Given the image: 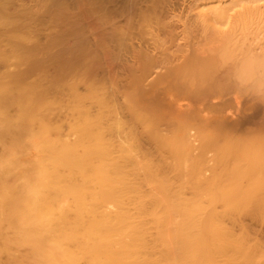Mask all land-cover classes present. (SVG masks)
<instances>
[{
	"label": "bare ground",
	"instance_id": "1",
	"mask_svg": "<svg viewBox=\"0 0 264 264\" xmlns=\"http://www.w3.org/2000/svg\"><path fill=\"white\" fill-rule=\"evenodd\" d=\"M3 1L0 264H264V121L254 123L264 109L257 108L264 106V3H191L197 9L191 19L183 14L185 23L180 15L182 28L170 21L182 29L185 48L182 42L171 49L181 35L166 24L168 32H161L163 16L156 33L152 1H120L131 15L120 8L121 23V15L112 22L111 11L102 13L98 19L108 21L98 24L110 33L96 28L93 50L76 20L88 0L75 1L77 14L60 8L61 0L6 1L15 8ZM90 1L89 12L102 10V1ZM134 30L142 40L173 35L160 49L172 54L158 53L159 63L151 55L155 62L147 57L136 67L135 53L128 67L117 64L125 53L110 44L121 46L126 41L117 38H132ZM145 40L147 50L154 46L155 39ZM142 44L139 51L146 50ZM107 54L115 75L103 66L101 77L93 66ZM155 63L164 70L148 78ZM251 96L256 103L249 107ZM241 97L260 110L256 118L247 115L255 118L251 125L244 107L240 117L226 115Z\"/></svg>",
	"mask_w": 264,
	"mask_h": 264
},
{
	"label": "rangeland",
	"instance_id": "2",
	"mask_svg": "<svg viewBox=\"0 0 264 264\" xmlns=\"http://www.w3.org/2000/svg\"><path fill=\"white\" fill-rule=\"evenodd\" d=\"M1 1L4 2L3 0H1ZM6 1H7V0H5V3H6L8 6H7L6 4H5V5H6L8 8H12V7L15 8V7L18 6V5H16V6L14 5V6H15V7H14V6H12L11 4H9L11 1H10V2H6ZM8 1H9V0H8ZM15 1H17V0H15ZM18 1H19L21 4L24 3V5H26V3H27V5L30 4V3L28 2V0H18ZM18 1H17V2H18ZM29 1H30V0H29ZM43 1H44V0H42V2H43ZM46 1L49 2L48 0H46ZM46 1H45V2H46ZM50 1H52V0H50ZM65 1H66V2H65ZM69 1H70V0H61V2H62L61 5H62L63 7L61 6L60 8H66L65 11H66V12L69 11V13L74 9L72 13L75 12V13L77 14L78 9H76V8H77L78 6H77V3H76V4H74V3H75V1H79V2L81 3V0H71L73 3H72L71 1H70V2H69ZM84 1H87V0H84ZM88 1H89V2H88L89 9L86 8V7H84V9H86V11H87V13H86V11H85L84 14H85V15L88 14V17H87V15L84 16V14H82L84 17H83L82 15H80V16L77 17L76 20H77V23L79 22V23H78V25H80L79 28H81V31H80V29H79L80 34H81V35H84L85 37H89V38H91V40H90L89 38H88L87 40L91 41V42H90L91 44H90V43H89V44H90V46H92V49L94 50V47H95V46H94V40L92 39V35H93V33H94V35H96V34L98 33V32H97L98 30H96V28H100V26H102V25L104 24L105 21H108V18H106L107 20L105 19V20L103 21V23H101V21H100L99 19H100V17L102 16V13H107V9H108L109 12L111 11L110 14H112V15L107 14V16L109 15V19H110V21L113 22L112 19L117 20V18H118L120 15H121V16H120L121 19H120V17L118 18V19H120L119 22H121L122 18H123V21H125V20H124V19H125L124 16L126 15V12H124L125 15L123 16L124 13H122V12H123L122 10H124V8L126 9V7H127L128 5L126 4V3H127V0H119V1H118V0H115V1H117V2H115V1L113 0L116 4L112 1V2L114 3V4H113V3L111 2V0H110L108 5H107V3H106V2H108L107 0H98L99 2L102 1V3L100 2L99 4H103V5H102V6L100 5L101 8H102V10H100V8H99V10H97L98 7L95 8V12H97L96 15H95V12H94V13H91V11H90V12L88 11V10H90V7L93 9V6L90 4L91 1H90V0H88ZM104 1H105V2H104ZM120 1H121V2H120ZM130 1H131V3H132V0H128V2H130ZM133 1H134V6H135V4L138 5V3H139L138 0H133ZM135 1H137V3H136ZM139 1L142 2L141 0H139ZM143 1H144V0H143ZM146 1H147V0H146ZM146 1H145V2H146ZM149 1H152V3H150V4H151V5L153 4L152 7L155 8V10H154V8H153V10H152V7H151L150 9L152 10V13L154 12V13H153L154 15H152V14H151V15L154 16V17H152V18H153V22L155 23L154 26L156 25V26H155V30L157 31L156 33H158L159 31H161V30H159V27H158V26H161L163 23H164V26L162 25V26H163L162 28H164L165 30H162L161 32H163V31H167L168 28H167L166 25H168V26H172V23H173V22H172L171 20H173V21L175 20L174 23H173V26H174V24H175V26H177V23H178V26L181 24V25L179 26V28H182V27H181V26H182V23H185L184 20H186V18H187V19H188L189 17H190V19L193 18L192 16H194V15H192V14H195V13H194V10L197 9V8H196V9L193 10V8H195V6H197L198 4H201V2H202V1L199 2V0H192V1H190V0H189V1H188V0H179V1H176V0H173V1H172V0H160V1H159V0H157V3H158V5H159L160 7H162V6H163V7L167 6L166 8H163V7H162V9H161L160 7H157V8H156V6H157L156 4H157V3H155V2H156L155 0H154L155 2H154L153 0H149ZM149 1H148V3H149ZM161 1H162V4H163V5L160 4ZM165 1H167L168 3H164ZM245 1H246V0H245ZM248 1L250 2L251 0H248ZM248 1H247V3H248ZM2 2H1V3H2ZM13 2H14V0H13L11 3H13ZM30 2H31V1H30ZM45 2H44V4H45V6H46V3H47V2H46V3H45ZM54 2H55V0H53V3H54ZM58 2H60V0H59ZM68 2H69V3H68ZM119 2H120L121 4L124 2L127 6L122 7V5H124V3L121 5ZM145 2H144V3H145ZM170 2H171V3L173 2V3L171 4ZM198 2H199V3H198ZM241 2H242V1H241ZM259 2H260V5H262V3H264V1L261 2V0H260ZM28 3H29V4H28ZM40 3H41V1H40ZM55 3H56V2H55ZM67 3H68L69 5H68ZM80 3H78V4H80ZM82 3H83V2H82ZM97 3H98V2H97ZM142 3H143V2H142ZM154 3H155L156 6L154 5ZM181 3L184 4V7L181 6ZM191 3H192V5H193V8L191 7V6H192ZM197 3H198V4H197ZM202 3H203V2H202ZM245 3H246V2H245ZM3 4H4V3H3ZM13 4H14V3H13ZM18 4H19V3H18ZM44 4L42 3V5H44ZM56 4H57V3H56ZM71 4H72L73 6H72ZM110 4H112V5H110ZM118 4H119V5H118ZM128 4H129V3H128ZM132 4H133V3H132ZM139 4H141V3H139ZM145 4H146V3H145ZM164 4H165V6H164ZM169 4H171V5H169ZM196 4H197V5H196ZM241 4H242V3H241ZM241 4H240V5H241ZM10 5H11V7H10ZM47 5H49V3H47ZM59 5H60V3H59ZM75 5H76V6H75ZM85 5H87V3H86ZM88 5H87V7H88ZM106 5H107V6H106ZM109 5H110V6H109ZM129 5H131V4H129ZM141 5H142V4H141ZM141 5H139L141 8H143L144 6L147 7V5H144V4H143V7H142ZM151 5H150V6H151ZM175 5H176V6H175ZM190 5H191V6H190ZM243 5H246V4H244V2H243ZM50 6L55 7L56 5H55V4H54V5L50 4ZM64 6H65V7H64ZM80 6H84V3H83L82 5L80 4ZM97 6H99V5H97ZM100 6H99V7H100ZM104 6H105V7H104ZM112 6H113V7L117 6V8H113ZM168 6H169L170 8H169ZM172 6H173V7H172ZM188 6H189V8H191L193 11H191V9L189 10V8L187 9ZM198 6H199V5H198ZM198 6H197V7H198ZM241 6H242V5H241ZM262 6H264V5H262ZM53 7H52V9H50V10H53V9H54ZM56 7H59V6H56ZM67 7H68V8H67ZM75 7H76V8H75ZM111 7H112V10H111ZM131 7H132V6H130V8H131ZM146 7H145V8H146ZM148 7H149V6H148ZM148 7H147V10H150V9H148ZM171 7H172V8H171ZM49 8H51V7H49ZM104 8H105L106 10H105ZM120 8H122V10H121ZM145 8H144V10H145ZM159 8H160V9H159ZM179 8H180V9H179ZM182 8H184V9H182ZM44 9H45V8H44ZM47 9H48V7H47ZM56 9H57V8H56ZM56 9H54V10H56ZM67 9H69V10H67ZM92 9H91V10H92ZM114 9H116V10L113 12ZM119 9H120V10H119ZM133 9H134V7H133ZM158 9H159L161 12H160ZM164 9H165V10H164ZM170 9H171V10H170ZM185 9H186V11H185ZM262 9H264V7H262ZM50 10H48V12H50ZM104 10H105V11H104ZM147 10H145V12H147ZM156 10H158V11H157L158 13L160 12L159 14L163 13L164 11H165V13H163V14L160 15V16H159V15L157 16L158 13L156 12ZM169 10H170V11H169ZM176 10H178V11H176ZM93 11H94V10H93ZM93 11H92V12H93ZM99 11H100V12H99ZM101 11H102V12H101ZM116 11H118V12H116ZM119 11L121 12V14H119V13H120ZM124 11H125V10H124ZM126 11L129 12L130 15H131V9H130V11H128V9H126ZM183 11H184V12H183ZM188 11H189V12H188ZM52 12H55V11H52ZM52 12H50V13H47V12H46V13H47L48 16H49V14H52ZM88 12L91 13V14L89 15ZM132 12H133V11H132ZM148 12H149V11H148ZM180 12H181V13H180ZM67 13H68V12H67ZM72 13H71V14H72ZM99 13H101V14H99ZM113 13H114V15H113ZM149 13H151V12H149ZM155 13H156V14H155ZM166 13H167V15H166ZM170 13H171V14H170ZM172 13H173V14H172ZM190 13H191V14H190ZM47 14H46V15H47ZM92 14H94V16H95L94 19H93L94 16H93ZM97 14H99V15L97 16ZM115 14H116V15H115ZM164 14H165V15H164ZM168 14H169V17H168ZM175 14H176V15H175ZM181 14H182V15H183V14H184V15H187V16H189V17L184 16V15L182 16ZM189 14H190V15H189ZM100 15H101V16H100ZM103 15H104V14H103ZM127 15H128V14H127ZM151 15H148V16L150 17ZM180 15H181V18H180ZM50 16H51V15H50ZM99 16H100V17H99ZM112 16H114V18L111 19L110 17H112ZM115 16H117V17H115ZM161 16H163V18H164V17H167V18H164V21H165V22H163V23L160 22V21H163V20H160V19L162 18ZM176 16H179V17H176ZM81 17H83V19H82ZM155 17H156V18H155ZM170 17H172V18H170ZM173 17H174L175 19H173ZM183 17H185V19H183ZM79 18H80L82 21H81ZM86 18H88V19H86ZM91 18H92V19H91ZM96 18H97V19H96ZM98 18H99V19H98ZM145 18H147V21H149V22L151 21V20H148V17H145ZM150 18H151V17H150ZM150 18H149V19H150ZM152 18H151V19H152ZM163 18H162V19H163ZM178 18H180L181 20L183 19L184 22L182 21V23H180V21H179L180 19H178ZM84 19H85V20H84ZM156 19H157V20H156ZM88 20H89V21H88ZM94 20H96V21L98 20V21L95 22ZM158 20H159V21H158ZM168 20H169V21H168ZM83 21H84V22H83ZM167 21H168V22L171 21L172 23L170 22L171 24L169 23V24H170V25H169L168 23H166ZM88 22L90 23V24H89L90 27L87 26V25H88ZM91 22L94 23L95 25L98 24V23L100 22V24H102V25H99V24H98L99 26L97 25V26H98V27H97V26H95L94 24H92ZM156 22H158V24H156ZM159 22H160V24H159ZM176 22H177V23H176ZM81 23H82V25H83V24H84V25L86 24V25H85V28H84V25H83V27L81 26ZM110 23H111V22H109V23L107 22L106 24H110ZM117 23H118V21H117ZM121 23H122V22H121ZM121 23H120V24H121ZM91 24H92L93 26H92ZM111 24H113V23H111ZM111 24H110V25H111ZM115 24H116V23H115ZM165 24H166V25H165ZM110 25H107V26H110ZM150 25L152 26L153 24L150 23ZM91 26H92L93 28H92ZM94 26H95V27H94ZM173 26H172V29L169 28V29H170L169 33H171V30H173L172 34L175 35V33H177V35H178V32H179V36L181 35V38L178 37V40H177V39H176L177 37L175 36V37H176L175 39H171V38H173V37H172L173 35L168 34V35H169L168 37H169V38L171 37L170 39L173 40V41H170V42H169V43H170V46H173V47H170L169 45H168V47H170L171 49H174L175 46H177L178 44H180V45L177 46V49H178V47H179V49H181L180 46H182L183 43H184L183 47L185 46V42H183V40H184L183 38H184V37H183V35H182V34H183L182 29H179V30L176 29V30H175V28H173ZM175 26H174V27H175ZM178 26H177V28H178ZM88 27H89V28H88ZM110 27H111V26H110ZM60 28H61V27H60ZM90 28H92V29H90ZM102 28H106V26H105V27L102 26ZM152 28H153V26H152ZM152 28H150V29L152 30ZM157 28H158V29H157ZM160 28H161V27H160ZM162 28H161V29H162ZM166 28H167V29H166ZM84 29H86V30H84ZM87 29H88V31H87ZM108 29H109V28L107 27V28L104 29V30H107V31H108ZM83 30H84L85 32H86V31H87V32L84 33V34H82V31H83ZM91 30H92V31H91ZM94 30H95V32H94ZM155 30H154V28H153V31H155ZM174 30H175L176 32H175ZM134 31H135V30H134ZM136 31H137V30H136ZM136 31H135V34H133L134 36H132V38H134L135 35L137 36L136 33H137L138 31H137V32H136ZM153 31H152V32H153ZM92 32H93V33H92ZM105 32H106V31H105ZM161 32H160V34H158L159 37H158L155 33H154L155 36H153V37H150V36H152V35H150V36H147V35H146V37H147V38L145 37L146 40L144 39V36L142 37L143 40H145L146 42H147V41H148V42L150 41L151 43H152V40H153V42H154V39H155V42H154L155 44H154V46H152L153 44L150 45V47H148V49L150 48L149 50H147V46H148V45H146V43L141 39L140 36H142V35H140V33H138V34L140 35V36L138 35V36L140 37L139 39H138L137 37H135V38L138 39V40L135 41L136 44H135V43H132V41L134 42V39H132L131 37L125 39V38H124L125 36H123V38H124V39H123L122 37H121V38H117V37H114V35H113V37H114L113 39H115V38H117L118 40L120 39L119 41H122V43L124 42V40L126 41V42L123 43V44L121 43L122 45L120 44L121 46H118V47H117V45H114V43H113V45H112V43L110 44V47H109V48H111V47L114 46V47H113V50H114L113 52H115V50H116V52H117V50L120 49V50H118V52H117V53L120 54V56H123L122 54L125 53V54H124L125 56H124L123 58H122V57H118L119 54L117 55L118 59L120 58L119 60L117 59V57H116L115 54H114V56L116 57V58H115L116 61H114V62L117 63V60H118V63H117V64H120V63H122V62H124L123 64H127V63H125V62H127V59H130L129 62H132V60H133L132 58L135 57V53H136L137 56H136L135 58H137V61H136L137 63H135V64H136V67H138L139 63H140V62H143L142 60H144V59L146 60V59H148V58H152V60H154L155 58H157V60H158V58H160V56H162V55H165V56H166V55H167L166 53H168L169 50L171 51V49L168 48V51H167L166 49H165V51H163L164 49H163V50H160V49H162V48L164 47V46H163L164 44H165V46H166V44H167L168 42L165 43V41H169L170 39H167L168 37L165 35V34H167L166 32L164 33V35H165L166 37H165L164 35H163V36H164V37H163L162 34H161ZM167 32H168V31H167ZM87 33H88V34L90 33L89 36H87V35H88ZM106 33H110V29H109V32H106ZM133 33H134V32H133ZM80 34H79V35H80ZM86 34H87V35H86ZM81 35H80V36H81ZM94 35H93V36H94ZM98 35H99V33H98ZM110 35H112V34H110ZM160 35H161V36H160ZM170 35H171V36H170ZM43 36H44V35H42V36L40 35V37H38V38H40V40H41V38H42L41 41H43V39H44ZM84 36H83V37H84ZM90 36H91V37H90ZM116 36H118V35H116ZM126 36H127V35H126ZM128 36H129V35H128ZM182 37H183V38H182ZM179 38H180V39H179ZM117 39H116V40H117ZM127 39H128V40L130 39L132 45H131V43H128L129 41H128ZM156 39H157V40H156ZM163 39H164V40H163ZM165 39H166V40H165ZM182 39H183V40H182ZM40 40H39V41H40ZM108 40H109V39H107V41H108ZM140 40L143 41V42H141ZM159 40H161V41L163 40L164 42H160ZM176 40H177V43L175 42ZM179 40H180V41H179ZM44 41H45V40H44ZM127 41H128V42H127ZM138 41H140V42H138ZM184 41H185V40H184ZM92 42H93V44H92ZM150 42H149V44H150ZM156 42L160 45L159 50H160L161 52L158 51V49L155 47V46H156ZM173 42H175V43L173 44ZM182 42H183V43H182ZM141 43H143L142 46H143L144 48H143L142 46H141V47H142L143 49H145V47H146V50L150 52V53H149V52L144 53V54L147 55V56H145V55L143 56V53L140 52V51L146 52V50H145V51H144V50H140V51H139V49H138V48H139L138 46H140ZM162 43H164V44L161 46ZM169 43H168V44H169ZM89 44H88V45H89ZM116 44H117V43H116ZM133 44H135V45H133ZM123 45H125V46H123ZM126 45H127V46H126ZM129 45H130L131 47H130ZM136 45H137V47H135ZM90 46H89V47H90ZM93 46H94V47H93ZM151 46H152V47H151ZM116 47H117V49H116ZM120 47H122V49H121ZM124 47H125L126 49L128 48V50H130V51L126 50ZM141 47H140V49H141ZM153 47H155V48L157 49V50H156L157 53H154L155 51L153 52V50H155V48H153ZM166 47H167V46H166ZM114 48H115V49H114ZM131 48H133V49L136 48L137 50L135 51V50H132ZM152 48H153V50H152ZM184 48H185V47H184ZM90 49H91V48H90ZM92 49H91V50H92ZM182 49H183V48H182ZM187 49H188V47L186 48V50H187ZM123 50H126V51H123ZM109 51H112V50L109 49ZM131 51H132V52H131ZM134 51H135V52H134ZM138 51L140 52V54L138 53ZM170 51H169V53L172 54V51H171V52H170ZM174 51H175V50H173V53H176V52H174ZM113 52H111V54H112ZM116 52H115V53H116ZM151 52H152V53H151ZM109 53H110V52H109ZM117 53H116V54H117ZM127 53H129V54L132 55V56H129ZM158 53H159V54L161 53V55L159 56ZM169 53H168V54H169ZM111 54H107L108 56H107V55H105V56L103 55V56L108 58L109 55H111ZM126 54H127L128 56H126ZM141 54H142V55H141ZM149 54H150V55H149ZM155 54H157L158 56L155 57V56H156ZM112 55H113V54H112ZM112 55H111V57H109V58H111V59H110L111 61H110V60L107 61V62H109L110 64H108V63L106 62V65H104V64H105V61H104V57H103V59L101 60V62H99V64L93 66V67H96V69L94 68V70H93L94 72H95L97 69H99V70H97V71H98V73H100V75H99L98 73H97V75H99V76H101V77H104V75H103V76L101 75V72H102V74H103V71H104L103 66H104V67H107L108 65L111 66V62L113 63L112 60H114V57H112ZM140 55L142 56V58L139 57ZM151 55H152L153 57H155V58H153ZM154 55H155V56H154ZM133 56H134V57H133ZM165 56H164V57H165ZM128 57H129V58H128ZM147 57H148V58H147ZM98 58H99V60H100V57H98ZM101 58H102V57H101ZM112 58H113V59H112ZM125 58H126V61H124ZM121 59H122L123 61H122ZM161 59H162V58H161ZM161 59H160V63H161ZM134 60H135V59H134ZM155 60H156V59H155ZM155 60H154V62H155ZM162 60H163V59H162ZM102 61L104 62L103 64H101ZM139 61H140V62H139ZM129 62H128V63H129ZM134 62H135V61H134ZM156 62L159 63V60L156 61ZM116 63H115V64H116ZM113 64H114V63H113ZM117 64H116V65H117ZM155 64H156V63H155ZM162 64H164V63L162 62ZM116 65H115L116 68H115V67H114V68H115V70H116V69L118 70V68L120 67L121 64H120L119 66L117 65L118 67H117ZM113 66H114V65H113ZM123 66H124V65H123ZM123 66H122L121 68L125 70V71H124L125 74H124V73L122 74L121 72H119L121 69H119L118 72L120 73L121 76H125V75L127 76L126 71H128V70H126L125 68L128 67V64H127V67L125 66V67L123 68ZM100 67H101L102 69H101ZM111 67H112V66H111ZM111 67H109V66L107 67L108 71H111V70H109ZM164 67H165V65L162 66V65L160 64V65L157 66V64H156L153 68H151V69H153V70L150 69V71H151L152 74L149 73L147 76H149L150 74H151V76L148 77V78H151V77L155 76L156 73L158 74V72H159V73L163 72ZM92 69H93V68H92ZM100 69H101L102 71H101ZM111 69H112V68H111ZM158 69H159V70H158ZM112 70H113V69H112ZM99 71H100V72H99ZM105 71H106V70H105ZM105 71H104V72H105ZM108 71H107V72H108ZM113 71H114V70H113ZM121 71H122V70H121ZM157 71H158V72H157ZM116 72H117V71H116ZM118 72H117V73H118ZM105 73H106V72H105ZM105 73H104V74H105ZM111 73H113V75H115V74H114L115 72H112V71H111ZM119 73H118V74H119ZM128 73H129V72H128ZM120 75H119V76H120ZM99 76H97V77L99 78ZM116 76H117V75H116ZM126 76H125V77H126ZM147 76H145L146 81L150 80V79H147ZM101 77H100V78H101ZM226 93L229 94L230 92H226V91H225V92H224V96L226 95ZM222 94H223V93H222ZM231 95H232V94H231ZM233 96H234V95H233ZM233 96H232V99H233ZM248 96H249V95H248ZM248 96L246 95V98H247ZM222 97H223V96H222ZM228 97H229V96L227 95L225 98H228ZM230 97H231V96H230ZM253 97H254V96H253ZM223 98H224V97H223ZM241 98H242V97H241ZM243 98H245V97L243 96ZM243 98L240 99V100H238V101H241V100H242L241 102L243 103V102L245 101ZM221 99H222V98H221ZM230 99H231V98L228 99L229 101H228V100H225L224 102L228 101V103L230 104ZM250 99L252 100V96H251V98H248V100H250ZM222 100H223V99H222ZM222 100H221V102H222ZM246 100H247V99H246ZM253 100H254V98H253ZM253 100H252V102H248V101H247V102L250 104L249 107H252V106H251L252 104L255 106L254 103H256V101L254 102ZM231 101H232V103H234L233 100H231ZM238 101H237V102H238ZM241 102H240V103H241ZM253 102H254V103H253ZM257 102H258V101H257ZM232 103H231V105H232ZM242 103H241V104H242ZM248 103L244 102L242 105H241V104L239 105V102H238L237 105H236L237 108L234 107V108H236V111H233L234 109L231 110V111H233L234 113L231 112V111H230V112L228 111V112L226 113L227 117L230 116L231 119H233V118H237V117H240L239 115H241V113H238V112H239V109L242 110L241 108L244 107V109H246V111L243 109V110L245 111L246 118L249 120V121H246L247 119H245V123H246V122H249V125H251V124L253 123L252 121L257 117V115H256L254 112H257V111L259 112L260 110H258V109L256 110V108H255L254 106H253V108H251V109H255V111L250 110V109L248 108ZM246 104H247V108H248V109L245 108L246 106H244V105H246ZM257 104L259 105V102H258ZM227 105H228V104L226 103L225 106H227ZM240 106H241V107H240ZM256 106H257V105H256ZM259 107H264V106H262V104L260 103V106H258L257 108H259ZM259 109H260V108H259ZM262 110H264V109H261V113L259 112V113H260V116H258L259 118H260V117H261V118H264V117H262V115H264V112H262ZM240 112H241V111H240ZM232 113H233L235 116H233ZM237 113H238V114H237ZM252 113H254L253 116H255V118L251 121V120H250V118H251L250 115H252ZM230 114H231V115H230ZM243 114H244V112H243ZM261 114H262V115H261ZM247 115L250 116V118L247 117ZM258 115H259V114H258ZM236 116H237V117H236ZM242 116H243V115H242ZM244 116H245V115H244ZM244 116H243V118H245ZM232 117H233V118H232ZM258 117L254 120V123H255V124H256V123L259 124V122L264 121V119L261 120V119H259ZM252 118H253V117H252ZM250 121H251L252 123H251ZM255 121H257V122H255ZM250 123H251V124H250ZM247 124H248V123H247ZM255 124H254V125H255ZM254 125H252V126H254ZM262 125H264V123H262ZM246 126H247V128H253L252 126H251V127L248 126V125H246ZM246 126H245V127H246ZM255 126L257 127L258 125H255ZM251 232H252V231H251Z\"/></svg>",
	"mask_w": 264,
	"mask_h": 264
}]
</instances>
